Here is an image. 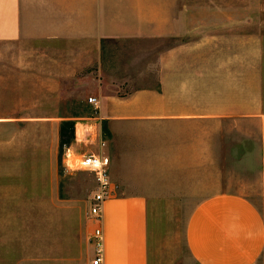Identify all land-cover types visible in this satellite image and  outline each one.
Here are the masks:
<instances>
[{
  "label": "rangeland",
  "instance_id": "374dc122",
  "mask_svg": "<svg viewBox=\"0 0 264 264\" xmlns=\"http://www.w3.org/2000/svg\"><path fill=\"white\" fill-rule=\"evenodd\" d=\"M162 5L144 11L174 35L110 43L105 75L125 83L107 92L159 89L152 67L163 64L170 71L173 65L181 82L173 85L165 71V89L178 91L183 110L191 101L192 110L206 102L234 111L237 94L246 106L252 88L264 86V0ZM69 46L58 40L0 41V264H73L89 248L86 218L96 182L81 168L72 140L76 119L96 111L90 97L100 94V73L77 72ZM173 47L179 50L171 53ZM100 125L110 139L112 178L148 197L150 264H198L186 226L202 199L220 192L260 199L258 122Z\"/></svg>",
  "mask_w": 264,
  "mask_h": 264
},
{
  "label": "crops",
  "instance_id": "0c3cea01",
  "mask_svg": "<svg viewBox=\"0 0 264 264\" xmlns=\"http://www.w3.org/2000/svg\"><path fill=\"white\" fill-rule=\"evenodd\" d=\"M163 2L167 0H0V41L68 42L69 48L75 50L77 72L92 69L100 73L99 106H95V113L85 117L84 121L76 119L72 147L80 157L85 153L110 155V139H104L102 122L176 119L189 123L226 118L258 122L259 201L237 192H220L202 199L189 216L186 241L198 264H264V86L258 90L252 88L251 101L246 106L241 95L237 94L234 111L222 104L206 102L201 110H192L191 106L196 103L191 101L187 102V110H183V102L177 99L178 91L173 87L170 92L165 89V71L172 74L173 85L181 82L178 67L172 65L169 71V67L156 64L152 68L159 89L140 90L125 96L107 92L109 87L118 89L125 83L105 75V49L110 43L140 42L174 35L164 32L162 21H149L144 11L163 6ZM178 50L179 47H173L170 52ZM194 72L197 71L194 69ZM197 79L202 80L199 76ZM103 141L105 145L102 147ZM112 180L117 186V195L104 202L102 222L88 214L89 248L85 259L73 264H91L95 256L92 235L99 225L104 234L102 264H150L148 197L141 191L128 188L122 180Z\"/></svg>",
  "mask_w": 264,
  "mask_h": 264
},
{
  "label": "built area",
  "instance_id": "2783aa9c",
  "mask_svg": "<svg viewBox=\"0 0 264 264\" xmlns=\"http://www.w3.org/2000/svg\"><path fill=\"white\" fill-rule=\"evenodd\" d=\"M90 102L96 107L99 100L96 97H90ZM105 142L101 143L103 147ZM70 151V150H69ZM70 154L68 153V156ZM80 166L94 175L95 189L90 200V217L97 222L103 220V208L106 199L117 195V186L111 178V157L105 153H85L80 158ZM94 243L95 256L91 264H102L104 251V234L99 225L95 228L92 235Z\"/></svg>",
  "mask_w": 264,
  "mask_h": 264
}]
</instances>
